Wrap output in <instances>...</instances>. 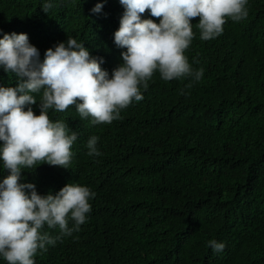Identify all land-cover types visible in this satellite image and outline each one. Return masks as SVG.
I'll use <instances>...</instances> for the list:
<instances>
[{"label": "trees", "instance_id": "trees-1", "mask_svg": "<svg viewBox=\"0 0 264 264\" xmlns=\"http://www.w3.org/2000/svg\"><path fill=\"white\" fill-rule=\"evenodd\" d=\"M102 2L103 12L92 13ZM42 3L0 0V29L28 34L41 61L69 36L102 57L110 74L123 62L126 49L114 43L124 12L119 0H55L48 14ZM247 8V19H228L209 41L193 18L185 55L193 69H204L200 81L166 82L156 72L141 89L143 100L111 124L92 125L75 106L50 110L78 134L70 168L41 164L23 171L22 182L41 195L68 183L96 195L71 236L45 226L61 238L38 252L35 264H264V0H249ZM18 82L0 70V86ZM92 136L99 156L87 154ZM8 174L0 162V180ZM212 239L226 245L222 253L207 247Z\"/></svg>", "mask_w": 264, "mask_h": 264}, {"label": "clouds", "instance_id": "clouds-1", "mask_svg": "<svg viewBox=\"0 0 264 264\" xmlns=\"http://www.w3.org/2000/svg\"><path fill=\"white\" fill-rule=\"evenodd\" d=\"M119 2L124 12L114 43L126 50L111 74L101 67L102 57L92 56L73 37L47 49L41 61L28 34L0 29V70L19 78L16 87L0 86V162L9 173L0 180V258L7 264H35L38 252L79 231L96 195L74 183L41 195L34 183L22 182L23 171H34L41 164L70 168L78 134L65 121L51 119L50 110L62 113L75 106L82 120L90 117L92 125L111 124L133 100H143L141 89H148L156 72L166 82L202 79L204 69H193L185 55L194 39L193 18L199 17L200 39L209 41L222 35L228 19L240 22L249 14V0ZM104 6L97 3L91 12L101 14ZM54 7L55 0H43L45 13ZM146 12L159 22L144 18ZM36 94H41L39 101ZM98 140L89 138V156L101 155ZM45 226L58 227L61 236H51L43 231ZM207 247L222 253L226 245L212 239Z\"/></svg>", "mask_w": 264, "mask_h": 264}]
</instances>
